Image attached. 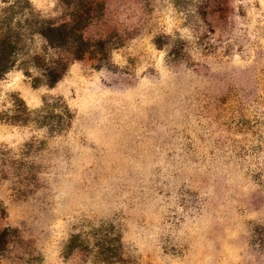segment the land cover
<instances>
[{"label":"rangeland","instance_id":"1","mask_svg":"<svg viewBox=\"0 0 264 264\" xmlns=\"http://www.w3.org/2000/svg\"><path fill=\"white\" fill-rule=\"evenodd\" d=\"M95 1L68 60L0 0V264H264V0Z\"/></svg>","mask_w":264,"mask_h":264},{"label":"trees","instance_id":"2","mask_svg":"<svg viewBox=\"0 0 264 264\" xmlns=\"http://www.w3.org/2000/svg\"><path fill=\"white\" fill-rule=\"evenodd\" d=\"M74 6V13L70 14L69 20L61 23L44 19L26 21L32 33L39 34L51 46L64 49L68 60L82 59L89 53V42L84 36V25H86L84 23L88 21L86 19H93L103 11L102 6L95 0H80V2H75ZM31 17L34 18L33 15ZM22 30L23 26L20 21L0 14V79L16 66L18 56L24 51L23 38L25 35ZM40 68L45 71L44 76L48 84H52L60 78L65 64L61 61L56 62L54 66L51 64Z\"/></svg>","mask_w":264,"mask_h":264}]
</instances>
